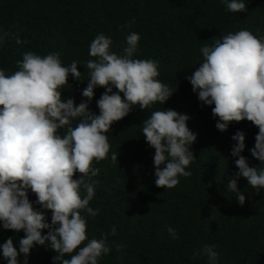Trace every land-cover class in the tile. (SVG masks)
<instances>
[{"label": "trees", "instance_id": "trees-1", "mask_svg": "<svg viewBox=\"0 0 264 264\" xmlns=\"http://www.w3.org/2000/svg\"><path fill=\"white\" fill-rule=\"evenodd\" d=\"M246 3L247 12L231 13L224 0H0V31L18 32L26 41L18 45L5 37L0 44V69L6 74L18 70L16 62L27 51L42 56L59 53L65 66L78 61L85 80L78 82L69 75L70 87L62 89V97L74 98L78 105L87 100L82 96L88 79L83 64L93 59L90 42L102 32L111 37V50L122 54L127 34L135 31L141 37L135 58L157 61V79L176 89L163 105L157 102L146 110L134 106L126 117L114 122L108 133V158L93 161L100 172L94 177L99 184L90 206L100 212L95 217L82 213L87 219V236L99 239L113 226L117 229L116 235L108 238L112 250L98 264H209L206 256H194L205 244L216 246V264H264V189L257 193L240 177L238 188L246 197L241 206L226 187L238 171L234 162L238 157L231 156L236 143L232 136L238 130L245 133L241 154L250 166H260L250 151L258 128L243 120L230 123L224 132L218 130V117L211 111L214 105L202 104L186 78L199 66V49L204 44L241 29L264 36V0ZM126 22L131 27L121 30ZM104 91L103 87L94 89L90 111L99 113L96 101ZM162 108L188 115V127L197 134L191 145L196 159L186 169L192 175L181 176L172 189L155 185V149L142 134L143 121ZM63 131L66 129L59 130ZM114 152L118 154L115 163L111 160ZM79 176L77 171L74 178ZM28 197L39 209L31 190ZM43 211L51 223V211ZM169 227L175 229L178 239L172 238ZM47 232L42 230L45 235ZM23 235L22 230H5L0 223V244L12 237L18 248ZM113 242L124 247L117 251ZM55 255L46 245H37L27 264H54ZM0 264H7L2 253Z\"/></svg>", "mask_w": 264, "mask_h": 264}, {"label": "clouds", "instance_id": "clouds-1", "mask_svg": "<svg viewBox=\"0 0 264 264\" xmlns=\"http://www.w3.org/2000/svg\"><path fill=\"white\" fill-rule=\"evenodd\" d=\"M231 13L247 12L246 0H224ZM121 30L131 27L126 22ZM11 37L16 44L26 43L19 33L0 31V44ZM141 37L132 31L126 36L122 54L111 50L113 41L104 33L97 34L89 45L93 59L83 65L87 69V86L82 90L78 105L74 98L62 97V89L70 87L68 77L83 82L78 61L63 65L56 52L39 55L34 51L22 54L17 69L6 74L0 69V223L5 230L23 231L18 248L13 238L0 244V253L7 264H20L32 248L46 245L53 250L54 264H98L112 250L109 236L117 229L101 233L99 239H89L87 219L82 213L95 217L100 209L90 202L99 181V168L93 166L108 158V133L114 122L126 117L134 106L142 110L154 103L163 105L174 91L162 83L159 65L154 59L135 58ZM201 61L186 77L198 100L211 108L218 117L216 128L221 132L232 122L247 120L258 128L251 155L260 161L250 166L245 149V133L238 130L231 149L238 169L226 185L239 204L245 195L238 188L243 177L258 193L264 189V36L250 30L228 32L211 44L200 47ZM97 87L105 88L96 101L99 113L90 111L89 102ZM116 91H113V89ZM123 93V96L121 95ZM190 117L174 109L155 110L143 121L142 134L149 147L154 148L155 185L172 189L180 177L192 175L186 170L196 159L191 145L197 134L187 124ZM60 129H66L61 134ZM115 163L118 154L112 153ZM80 173L78 179L74 176ZM28 190L37 197L34 207ZM51 211V223L45 211ZM48 229L47 234L42 230ZM173 239L175 229L169 227ZM117 251L124 245L113 242ZM215 245L205 244L194 256H206L216 264L219 253ZM66 256L70 258H65Z\"/></svg>", "mask_w": 264, "mask_h": 264}]
</instances>
